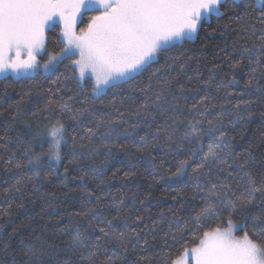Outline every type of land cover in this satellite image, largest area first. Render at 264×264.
I'll return each instance as SVG.
<instances>
[{
    "label": "snow or ice",
    "instance_id": "6c2138e0",
    "mask_svg": "<svg viewBox=\"0 0 264 264\" xmlns=\"http://www.w3.org/2000/svg\"><path fill=\"white\" fill-rule=\"evenodd\" d=\"M232 3L234 7L229 6V0H0V75L24 74L35 79L41 69L47 73L68 60L70 63L65 65V70L71 71L73 76H64V79H75L78 87L68 101L79 103L81 107L75 108L68 102H61L63 97L46 101L44 110L49 113L46 119H49L51 127H46L45 133L50 146L47 153L31 152L30 147L26 149L25 156L31 153L28 165L38 167L44 156L57 163L60 161L61 147L68 142L65 139L67 120L75 121L83 128L84 135L79 137V141L87 140V143L78 144L77 137H72L74 157L77 146L87 149L89 155L105 149L110 156L114 150L127 149V145L116 141L122 134L136 133L142 122L148 131L139 137V145L135 147L137 153L150 152L156 147L179 151L184 141L192 146L187 157L177 161L170 178L187 176L195 193L192 199L199 198L202 207L182 223L179 220L170 222L161 240L171 249L169 240L173 244L180 243L190 233L194 246H184L175 254L170 250L162 264H264V211L259 215L252 212L258 205L264 206V170L257 173L249 168L251 154L248 153L243 159L234 155L225 134L221 132L219 136L216 135L219 122L214 124L212 120L203 119L208 110L215 107L207 92L188 107V97L183 96L184 85L180 86V94H177L172 90V80L168 78L177 61H182L179 68L183 72L187 64L195 59L184 53L176 56L170 53L198 38L211 18L229 15V19H241L235 15L238 0H232ZM258 5L260 22L264 24V0H258ZM248 14L245 11V15ZM85 16L88 17L86 22ZM78 21L85 23V27L79 31ZM58 23L62 28L55 43L61 47L58 52H49L46 32L55 31ZM251 27L255 31V25ZM260 31L258 48L261 51L256 59L253 60L251 55L256 45L244 49L250 64H259L260 56H264V28ZM43 57H47V60L41 63ZM161 58L163 64L153 68ZM239 63L236 61L232 67ZM252 71L255 72V69ZM146 72L148 78L143 87L132 85L128 89L129 93L138 90L143 98L142 103L134 111H121L116 107V99L120 95L118 90ZM86 75L92 81L89 86L83 83ZM187 80L192 81L193 77L188 76ZM52 83L57 87L55 91L48 89L51 97L66 87L61 84L60 77ZM230 83H236L235 79ZM252 86L253 81L249 80L246 87ZM109 90H116L112 93V99L107 104L101 103L104 108H111L117 113L115 119H105L107 113L96 116L93 111L95 101L101 100ZM124 99L136 102L134 96H124L120 100L121 105ZM185 111L197 113L202 119H197L195 115L189 119ZM85 115L92 117L87 124L82 121ZM157 115L162 122H156ZM126 117L138 119L132 122ZM186 120L189 128L177 137L178 126ZM119 129H123V132ZM94 137L96 142L93 141ZM205 137L208 138L207 143ZM193 157H199L195 167L190 164ZM6 163L15 169L22 167L20 163L13 165L11 158ZM189 168L190 175L187 171ZM124 175L127 177L129 173L125 172ZM84 190L88 192V203L91 204L94 193L88 191L86 186ZM16 191L20 189L16 188ZM107 195H95L97 203ZM124 202L122 197L113 204L89 207L86 211L73 214L89 218L88 226L83 231L79 226L75 228L69 244L74 252L94 249L87 255L81 253L82 260L95 264L93 258L99 259V255H104L106 259L102 264H151V256L138 254L148 251L149 240L145 229L149 225L143 215L137 214L132 218L123 212L120 206ZM144 202L140 201L141 204ZM105 209H113L115 214ZM168 211L176 216L179 209ZM164 216L165 213L161 212V222ZM237 230L243 234L237 236ZM150 232L153 234L151 243L155 245L156 221L152 222ZM36 239L39 240V237ZM34 247L28 244L32 255H36ZM130 253L134 258L129 259Z\"/></svg>",
    "mask_w": 264,
    "mask_h": 264
},
{
    "label": "trees",
    "instance_id": "16d2710c",
    "mask_svg": "<svg viewBox=\"0 0 264 264\" xmlns=\"http://www.w3.org/2000/svg\"><path fill=\"white\" fill-rule=\"evenodd\" d=\"M238 3L235 15L241 19H229V15L213 17L205 24L198 38L170 53L172 56L184 53L185 56H193L195 59L187 64L183 72L179 68L182 61H177L168 78L172 80V90L177 94H180V86L184 85L183 96L188 97V107L205 92L209 94L215 107H211L203 119L212 120L214 124L219 122L216 135L219 136L223 132L233 154L239 155L241 159L250 153L248 167L258 173L264 170V56H260L259 64H250L244 49L256 45L251 54L252 59H256L261 51L258 48V37L264 24L260 22V8L253 0H238ZM229 6H235L232 0H229ZM245 11L249 14L245 15ZM252 25H255V31ZM46 35L48 51L58 52L61 45L55 41L59 37V29L56 27L55 31H47ZM45 58L47 57L42 59ZM236 61L240 63L232 67ZM163 62L161 58L153 68L160 67ZM68 63L70 61L65 60L49 74L40 73L35 79L7 77L0 80V137H5L0 139V264H90L89 261L81 259V253L87 255L94 249L85 248L74 252L69 247L75 228L79 226L83 231L89 220L87 217L73 214L86 211L89 207L113 204L122 197L125 201L120 206L122 211L132 218L137 214L143 215L149 225V228L145 229L149 240L148 251L138 254L151 256V264H162L163 258L170 250L175 254L184 246H194L190 233L186 234L185 240L180 243L173 244L169 240L171 249L161 240L170 222L179 220L182 223L202 207L199 198L192 199L195 193L187 176L180 179L170 178L177 161L185 159L189 154L192 146L187 141L183 142L179 151L175 148L169 150L167 147H156L150 152L137 153L135 147L139 145V137L148 131L142 122L136 133L122 134L116 141L118 144L127 145V149L114 150L110 156L105 149L89 155L87 149L77 146L74 157L72 137H77L78 144L87 143V140L79 141V137L84 135L83 128L77 122L67 120L65 139L68 142L61 147L58 169H55L52 160L47 156L41 158L38 167L28 165L31 153L25 156L26 149L30 147L31 152L47 153L50 146L49 137L45 133L46 127H51L49 119H46L49 113L44 110L46 101L49 98L60 100L63 97L61 102H68L75 108L81 107L79 103L68 101V97L78 91L75 79H64V76H73L71 71L65 70ZM253 68L255 72L252 71ZM188 76H192L193 80L188 81ZM57 77H60L61 84L66 87L55 97H51L48 89L55 91L57 85L52 81ZM147 78L146 72L135 81L123 84L122 89L118 90L120 95L117 96L116 107L121 111H134L143 98L138 90L129 93L128 89L132 85L143 87ZM233 78L236 83H230ZM249 80L253 81L252 87H246ZM90 84L87 81L85 86ZM88 91L91 92L90 87ZM113 91L116 90L107 91L101 100L95 101L93 111L96 116L107 113L105 119L117 118L113 109L103 107V104L112 99ZM124 96H134L136 102L124 99L121 105L120 100ZM181 103L183 104V101ZM185 114L189 119H192L193 115L202 119L197 113L189 114L185 111ZM126 118L132 122L138 119ZM90 120L92 117L88 115L82 118L85 124ZM156 122H162L159 115L156 116ZM204 127L207 129V123ZM188 128L186 120L178 126L177 137L182 136ZM119 130L123 132V129ZM207 139L205 137V143ZM93 141L96 142V137ZM9 158L12 159L13 165L20 163L22 167L15 169L8 165L6 161ZM198 161L199 157H193L190 164L195 167ZM187 171L190 175L191 168ZM125 172H128L129 176L125 177ZM29 177L32 179L29 180ZM80 177L84 179L81 180ZM85 186L88 191L94 193L91 204L88 203L89 196L84 190ZM16 188L20 191H16ZM105 193L109 195L97 203L95 195ZM145 197L148 199L145 200ZM142 200L145 201L143 204L140 203ZM181 204L184 205L183 208L180 207ZM169 209L179 211L176 216H172ZM105 211L115 214L113 209ZM261 211H264V206L261 205L252 209L257 215ZM161 212L165 213L162 222ZM153 221H156L155 245L151 243L153 234L150 232ZM129 222L131 223V220ZM132 226L136 227L135 224ZM212 226L215 227V224ZM36 237H39V240ZM28 244L35 246L33 251L36 255L29 251ZM132 258L134 257L130 253L129 259ZM93 259L95 264H102L106 257L99 255V259Z\"/></svg>",
    "mask_w": 264,
    "mask_h": 264
},
{
    "label": "rangeland",
    "instance_id": "374dc122",
    "mask_svg": "<svg viewBox=\"0 0 264 264\" xmlns=\"http://www.w3.org/2000/svg\"><path fill=\"white\" fill-rule=\"evenodd\" d=\"M253 1H254L255 5L259 7V5H258V0H253ZM87 19H88V17L85 16V17H84L85 22L87 21ZM56 27L59 29V36H60V30H61V28H62V25L58 23ZM82 27H85V23H81V22L78 21V22H77V31H79V29L82 28ZM194 40H195V39H194ZM74 58H75V57H74ZM46 60H47V58H45V59H42V58H41V63L45 62ZM52 70H53V69H52ZM52 70H50L49 72L45 73V72L43 71V69H41L40 73H41V74H49ZM77 76H78V72H77ZM7 77H11V78H13V79H23V78H28V77H26L24 74H21L20 76H16V75H14V74H12V73H8V74H6V75H0V80L3 79V78H7ZM87 81H88L89 83H92V81H91L90 79H88V77H87V75H86V77H85V81H84L83 83L85 84ZM52 162H53V165H54L55 169H58V167H59V162L57 163L55 160H52ZM237 231H238V230H237ZM237 231H236V233H235L237 236H240V235L243 234L242 231H238V232H237Z\"/></svg>",
    "mask_w": 264,
    "mask_h": 264
}]
</instances>
